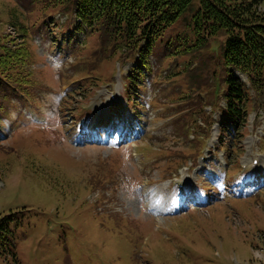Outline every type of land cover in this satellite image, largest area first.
<instances>
[{
    "label": "rangeland",
    "instance_id": "obj_1",
    "mask_svg": "<svg viewBox=\"0 0 264 264\" xmlns=\"http://www.w3.org/2000/svg\"><path fill=\"white\" fill-rule=\"evenodd\" d=\"M58 8L0 0V37L29 46L38 83L32 97L0 104V212L29 209L18 261L0 264H264V102L251 92L242 137L218 138L225 34L201 53L173 55L168 40L187 30L179 20L143 70L100 32L76 33L74 15ZM50 14L55 31L37 27ZM16 15L31 28L24 42L10 24ZM134 66L140 87L128 79ZM114 115L122 127L133 119L129 139L108 127ZM240 164L261 182L239 176ZM178 182L210 200L176 213Z\"/></svg>",
    "mask_w": 264,
    "mask_h": 264
},
{
    "label": "trees",
    "instance_id": "obj_2",
    "mask_svg": "<svg viewBox=\"0 0 264 264\" xmlns=\"http://www.w3.org/2000/svg\"><path fill=\"white\" fill-rule=\"evenodd\" d=\"M43 1L27 0V3L32 8ZM47 3L57 4L59 12L71 11L77 33L98 31L116 54L128 55L132 51L137 56L136 64L143 69H151L150 57L157 42L179 20H186L187 30L168 40V45L175 47L173 55L201 53L213 36L225 34L219 57L226 84L223 129H236L238 136L242 134L251 92L264 102V0H47ZM51 18L50 14L37 27L48 25L55 31L53 26L57 24H50ZM10 24L21 34L22 42L31 38V28L19 16H13ZM32 24L35 25L34 20ZM19 48L20 43L13 46L8 37H0V104L15 97L20 100L19 94L32 97V89L38 85L35 71L30 69L29 46ZM18 49L23 50L20 55ZM132 72L129 79L140 87L133 78L141 80L135 73L142 75V69L134 66ZM28 210L22 207L0 212V256L18 261L17 229Z\"/></svg>",
    "mask_w": 264,
    "mask_h": 264
},
{
    "label": "bare ground",
    "instance_id": "obj_3",
    "mask_svg": "<svg viewBox=\"0 0 264 264\" xmlns=\"http://www.w3.org/2000/svg\"><path fill=\"white\" fill-rule=\"evenodd\" d=\"M258 161H261V160L258 159L257 162H258Z\"/></svg>",
    "mask_w": 264,
    "mask_h": 264
}]
</instances>
